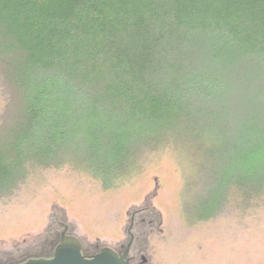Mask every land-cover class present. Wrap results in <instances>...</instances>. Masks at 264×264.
<instances>
[{
	"label": "trees",
	"instance_id": "trees-1",
	"mask_svg": "<svg viewBox=\"0 0 264 264\" xmlns=\"http://www.w3.org/2000/svg\"><path fill=\"white\" fill-rule=\"evenodd\" d=\"M0 78V194L173 146L225 200L264 197V0H0Z\"/></svg>",
	"mask_w": 264,
	"mask_h": 264
},
{
	"label": "rangeland",
	"instance_id": "rangeland-1",
	"mask_svg": "<svg viewBox=\"0 0 264 264\" xmlns=\"http://www.w3.org/2000/svg\"><path fill=\"white\" fill-rule=\"evenodd\" d=\"M11 99L0 78V130ZM198 165L169 146L145 150L111 184L69 164L36 168L0 194V264L44 257L65 225L88 252L112 246L134 212L153 223L162 264H264V197L225 200Z\"/></svg>",
	"mask_w": 264,
	"mask_h": 264
},
{
	"label": "flooded vegetation",
	"instance_id": "flooded-vegetation-1",
	"mask_svg": "<svg viewBox=\"0 0 264 264\" xmlns=\"http://www.w3.org/2000/svg\"><path fill=\"white\" fill-rule=\"evenodd\" d=\"M66 227L68 228L66 234L74 235L67 225H65V228ZM152 231V222L146 223L144 218H139L137 212L131 214L130 224L125 227L124 238L119 240L116 244L109 246L117 253L121 260L120 264H162L157 255V250L151 243L150 237ZM59 242L60 238L50 243V252L44 255V258H50L54 255V251ZM103 247L88 252L85 250L82 243V253L85 257H91L100 252Z\"/></svg>",
	"mask_w": 264,
	"mask_h": 264
},
{
	"label": "water",
	"instance_id": "water-1",
	"mask_svg": "<svg viewBox=\"0 0 264 264\" xmlns=\"http://www.w3.org/2000/svg\"><path fill=\"white\" fill-rule=\"evenodd\" d=\"M67 227L61 233L60 242L50 258H30L18 264H120L117 253L109 246L91 257L82 253V242L75 235L66 234Z\"/></svg>",
	"mask_w": 264,
	"mask_h": 264
}]
</instances>
